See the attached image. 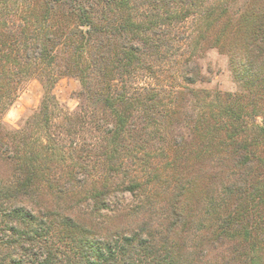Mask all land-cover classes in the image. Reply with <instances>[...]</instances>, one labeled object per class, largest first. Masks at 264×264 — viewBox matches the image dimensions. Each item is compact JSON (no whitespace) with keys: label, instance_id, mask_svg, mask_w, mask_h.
<instances>
[{"label":"trees","instance_id":"obj_1","mask_svg":"<svg viewBox=\"0 0 264 264\" xmlns=\"http://www.w3.org/2000/svg\"><path fill=\"white\" fill-rule=\"evenodd\" d=\"M235 1L0 0V264H264V0ZM203 44L239 93L194 88ZM31 79L39 111L9 132ZM68 159L92 167L62 183Z\"/></svg>","mask_w":264,"mask_h":264},{"label":"rangeland","instance_id":"obj_2","mask_svg":"<svg viewBox=\"0 0 264 264\" xmlns=\"http://www.w3.org/2000/svg\"><path fill=\"white\" fill-rule=\"evenodd\" d=\"M243 1L244 0H236V3H234V9L237 6H241ZM189 22L191 23V21L188 20L186 24L188 27L190 26ZM202 46L204 49L199 52L196 62L204 80L196 84L194 88L197 90H206L210 93H239L240 88L233 78L227 54L215 47L210 48L204 44ZM79 92L80 84L77 79L73 77H62L58 79L54 86L53 93L63 109V113L61 112V114H73L78 111L82 103V100L79 98ZM42 95V85L37 79H31L25 83L18 92L15 102L3 115L4 127L9 132L24 128L26 126V122L32 119L38 113ZM185 132L186 130L180 127L173 128L172 133L173 135H185ZM71 161L72 160L68 159L66 162H64L62 165L63 172L59 171L57 174V177L60 176L62 178V183L66 181V171L75 170L78 172V166L92 167L91 165L85 164L83 162H77V165L75 162L72 163ZM98 173V171L95 173V171L90 170V178H86L83 174H77V180L79 181L80 185L84 182L86 183L83 178L88 180L87 183H91L92 181L97 180ZM108 201L109 207L111 208H130L135 203V198L128 193H114L108 198ZM101 214L109 216L112 213L103 211ZM130 218L131 217L129 216H124L120 218H113L112 220L114 224H118L119 222L124 224L127 219Z\"/></svg>","mask_w":264,"mask_h":264}]
</instances>
